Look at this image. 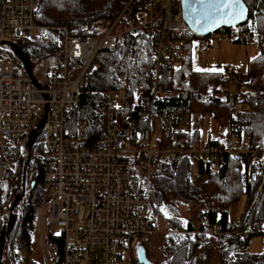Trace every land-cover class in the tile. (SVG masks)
<instances>
[{
	"label": "trees",
	"instance_id": "16d2710c",
	"mask_svg": "<svg viewBox=\"0 0 264 264\" xmlns=\"http://www.w3.org/2000/svg\"><path fill=\"white\" fill-rule=\"evenodd\" d=\"M124 1L35 0L32 11L35 30L28 39L13 38L9 41L12 60L37 84L38 78H35L31 68L48 60V71L58 63L63 29L69 34L89 35L98 27L111 23ZM242 1L247 7V18L238 25L240 33H247L246 36L261 34L259 52L246 64V73L250 77L245 89L237 81L233 84L235 92L229 97L222 84L216 86L221 81L218 72L192 70L190 51L194 47L193 36L188 35L183 38L184 46L175 65H165L160 71L162 94L150 101L148 80L152 38L148 27H145L136 36L123 38L114 48L97 54L98 68L89 76L85 88L79 93L77 106L66 119L69 134L74 132L79 121L86 122L80 142L89 144L103 136L104 118L96 114L95 108L104 90L123 89L122 120L134 116L139 108L146 107L147 116L136 124L129 141L131 144L148 145L151 135L157 134L150 142L158 151L151 163L149 195L156 220L166 219L170 226L162 238V258L153 264H190L192 256L208 243H214L217 264H264V0ZM137 8L141 6L132 5L133 11ZM247 40V37H242L235 42ZM193 102L210 110L224 106L233 109L235 115L231 122L237 127L238 145L244 141L245 146L251 149L258 144L263 152L253 157L247 167L238 163L234 168V160L225 154L213 163L203 165L200 158L189 160L182 152L159 151L166 149L172 138H182L183 148L201 142L200 130L190 127L188 119L193 112ZM211 112L212 118L220 120L219 112ZM16 154L17 150L13 148L6 153L8 165L4 181L13 165L21 170V159L16 158ZM45 160L43 146L40 143L31 144L24 162L28 183L23 185L26 177L23 176L15 186L3 187V182L0 184V255L4 252L6 264L30 262L28 249L35 226L34 211L43 196L41 181ZM10 188L16 192L14 197L10 196ZM240 196L243 197V204L238 219L230 222L226 209ZM179 203H195L198 206L195 222H183L175 216ZM4 209L8 210L7 214H4ZM165 210L172 213L167 218H163ZM203 223L222 233L215 236L198 233L197 229ZM256 234L263 236V248L252 253L247 247ZM52 240L57 254L54 264H60L61 237H52ZM141 245L145 247V244ZM124 253H127L124 248L118 250L117 264H122ZM145 254L149 258L147 249ZM124 264L139 263L136 257L132 258L127 253Z\"/></svg>",
	"mask_w": 264,
	"mask_h": 264
},
{
	"label": "built area",
	"instance_id": "2783aa9c",
	"mask_svg": "<svg viewBox=\"0 0 264 264\" xmlns=\"http://www.w3.org/2000/svg\"><path fill=\"white\" fill-rule=\"evenodd\" d=\"M133 4L141 8L133 11ZM34 6L35 0L0 2V184L5 180L8 150H17L16 158L22 157L24 162L29 146L40 143L46 160L41 181L43 196L35 208L34 222L41 244V264H54L57 254L52 237H61L60 264H117L120 248L135 258L137 247L156 231L148 180L158 149L129 141L136 124L147 116L146 107L122 120L124 91L108 88L95 108L96 114L104 118L101 138L81 143L86 122L79 121L72 134L65 123L89 76L98 68L97 54L114 48L123 38L136 36L145 27L152 38L150 101L162 94L161 69L175 65L184 46L183 38L192 35L181 18L179 0H125L118 15L98 35L69 34L63 29L59 61L37 79V84L12 60L9 45L13 38H30L35 30ZM218 34L233 40L247 37L251 42L260 41L258 34L246 36L238 26L220 27L196 38L201 39L199 45L206 46L208 38ZM238 76L236 66L226 68L221 74L224 89L228 91ZM231 118L229 112L222 139L207 138L183 148L182 138H172L167 148L159 151L182 152L189 160L200 158L203 165L225 154L247 167L262 150L258 144L250 149L244 141L238 145L237 127ZM18 180L13 173L8 183L15 186ZM28 181L24 179L23 185ZM3 212L7 214L8 210ZM52 227L59 231L51 232ZM197 231L208 236L222 233L206 223ZM208 247L206 244L199 250L197 259L204 258Z\"/></svg>",
	"mask_w": 264,
	"mask_h": 264
},
{
	"label": "rangeland",
	"instance_id": "374dc122",
	"mask_svg": "<svg viewBox=\"0 0 264 264\" xmlns=\"http://www.w3.org/2000/svg\"><path fill=\"white\" fill-rule=\"evenodd\" d=\"M106 25V24H105ZM98 27L97 30L92 32L93 35L100 34L106 26ZM261 37V34L259 35ZM201 39L193 37L192 43L193 48L190 51V67L194 71H208V72H218L220 79L221 74L226 68L236 66L238 69V80L242 87L245 89V83L246 80L248 81L250 75L246 73V64L249 60L253 59L258 52H259V44L258 42H251L249 40L244 42H235L230 37L223 36L221 34L213 35L208 38V43L206 46L199 45L198 42ZM207 40V39H204ZM260 42V41H259ZM59 61V59H58ZM50 62L48 60L43 61L40 65L37 63L34 64L33 68H31L33 75L35 78H43L44 72L47 71L49 68ZM226 66V67H225ZM248 76V79H246ZM222 82L220 81L216 86H220ZM222 87V86H221ZM248 88L250 85L247 86ZM223 88H225L223 86ZM235 88L233 86H230L228 89L229 93L235 92ZM202 92L201 89H194ZM206 91H209L208 89ZM192 113L189 115L188 119L190 122V127L192 128H198L200 130V138L202 140H206L208 137L210 138H216V139H222L225 135V129L227 126V118L228 110L233 115H235V111L233 109H226V107H221L218 110H210L208 107L202 108L201 106H197L194 102L192 103ZM203 111V112H202ZM211 111H217L221 115L220 120L217 118H212L213 112ZM233 111V112H232ZM214 117V116H213ZM182 126V125H181ZM156 133H153L151 137L149 138V144L151 140L156 136ZM243 140V139H242ZM21 157V156H20ZM26 159V158H25ZM25 162V160H24ZM23 159L21 157L20 161V167L18 166H12V171L8 175V178L14 173L15 176L20 179L23 176L25 177L26 182L29 180L28 170H26V166L23 165ZM8 164V163H7ZM234 168H237L238 163L234 161ZM236 166V167H235ZM19 168V170H18ZM26 170V171H25ZM194 171V169H193ZM8 178L6 181H3L2 186L5 187L6 185L10 186L8 183ZM19 181V180H18ZM264 188V184L262 185V189ZM11 190V188H10ZM264 190V189H263ZM18 191V190H16ZM15 190L10 191V196L15 195ZM11 197V198H12ZM243 204V197L240 196L239 199L233 203H231L227 207L228 212V219L230 222H236L239 216V213L241 211ZM198 206L195 203L191 204H177L175 208V216L180 218L183 222L186 220H191L192 222H195V215L197 212ZM172 213L168 212V210L164 211V217L167 218V216H170ZM156 220V217H155ZM156 231L146 237L144 239L145 247L144 249H147L148 251V260L152 262H158L162 258L161 256V248H162V238L164 233L170 228L169 222L166 219H157L156 220ZM59 229L52 227L51 232H58ZM214 238V237H212ZM213 242V239H212ZM210 247H208L207 251L203 254L204 258L197 259V253H195L191 260L190 264H217V251L213 247L214 243H208ZM263 248V236L261 235H253L251 239L249 240V244L247 247V250L249 252H260ZM4 254V252H3ZM127 253L123 254V261L122 264H124V258L126 257ZM2 257V258H1ZM1 262L0 264H6V261L4 259V255H0ZM28 259L29 263L26 264H32V262L41 264V244L39 239V233L36 227L34 226V231L31 233L30 236V245L28 249ZM25 264V263H22Z\"/></svg>",
	"mask_w": 264,
	"mask_h": 264
},
{
	"label": "water",
	"instance_id": "95a60500",
	"mask_svg": "<svg viewBox=\"0 0 264 264\" xmlns=\"http://www.w3.org/2000/svg\"><path fill=\"white\" fill-rule=\"evenodd\" d=\"M241 3L245 10L244 17L243 19L233 20L231 23L224 22L223 17L218 13H213L206 4L200 3L199 0H179L180 15L193 37L206 36L220 27L228 28L243 24L247 18V7L242 0ZM136 251V259L139 264H152L146 257L143 245H139Z\"/></svg>",
	"mask_w": 264,
	"mask_h": 264
},
{
	"label": "snow or ice",
	"instance_id": "6c2138e0",
	"mask_svg": "<svg viewBox=\"0 0 264 264\" xmlns=\"http://www.w3.org/2000/svg\"><path fill=\"white\" fill-rule=\"evenodd\" d=\"M206 4L213 13H218L224 18V22L231 23L233 20L243 19L244 7L241 0H199ZM255 59V58H254ZM199 71V69H197Z\"/></svg>",
	"mask_w": 264,
	"mask_h": 264
},
{
	"label": "crops",
	"instance_id": "0c3cea01",
	"mask_svg": "<svg viewBox=\"0 0 264 264\" xmlns=\"http://www.w3.org/2000/svg\"><path fill=\"white\" fill-rule=\"evenodd\" d=\"M246 79H248V76H247V78ZM247 81V80H246ZM199 128V127H198ZM264 189V188H263Z\"/></svg>",
	"mask_w": 264,
	"mask_h": 264
}]
</instances>
